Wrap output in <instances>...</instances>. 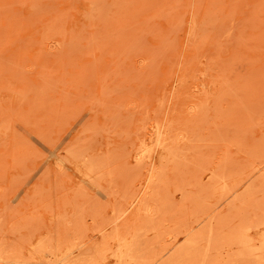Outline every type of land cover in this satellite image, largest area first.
Returning a JSON list of instances; mask_svg holds the SVG:
<instances>
[{"label": "rangeland", "instance_id": "obj_1", "mask_svg": "<svg viewBox=\"0 0 264 264\" xmlns=\"http://www.w3.org/2000/svg\"><path fill=\"white\" fill-rule=\"evenodd\" d=\"M139 202L140 264H264V0H0V264Z\"/></svg>", "mask_w": 264, "mask_h": 264}, {"label": "bare ground", "instance_id": "obj_2", "mask_svg": "<svg viewBox=\"0 0 264 264\" xmlns=\"http://www.w3.org/2000/svg\"><path fill=\"white\" fill-rule=\"evenodd\" d=\"M157 214H159L158 209L151 205L147 206V204L142 202H139L135 207L133 205L123 207L122 213L117 217V219H115V222L120 220V218L123 220L121 219L122 221L118 224L116 222V226L114 228L115 233L113 237H111L114 240V243H116V250L112 253V257L115 259V264H140L138 257L140 256V251L143 250V248L137 246L135 243L137 236L136 229L138 224H140L138 220L145 217L148 219L145 223H151ZM162 220L164 221V219ZM112 223L113 222H111V224ZM98 244L99 242L93 241L83 249L82 247H79L78 249L69 250L68 254L72 255L77 253L74 257H71L74 264H100V262L102 264L109 263V256L104 257V259L100 261L99 257L95 255V247ZM165 251L169 252V247H163L154 257L151 256L150 261L145 264H158L163 257V252ZM96 259L100 262L95 263ZM160 264L165 263L163 262Z\"/></svg>", "mask_w": 264, "mask_h": 264}]
</instances>
